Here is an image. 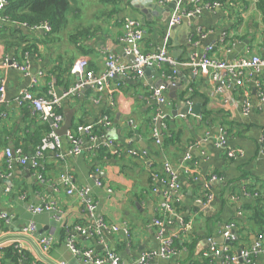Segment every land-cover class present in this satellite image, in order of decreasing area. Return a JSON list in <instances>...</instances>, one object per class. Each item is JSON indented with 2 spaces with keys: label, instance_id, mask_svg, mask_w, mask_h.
I'll list each match as a JSON object with an SVG mask.
<instances>
[{
  "label": "crops",
  "instance_id": "1",
  "mask_svg": "<svg viewBox=\"0 0 264 264\" xmlns=\"http://www.w3.org/2000/svg\"><path fill=\"white\" fill-rule=\"evenodd\" d=\"M71 5L67 25L58 34L23 30L26 41L35 46L31 52L22 54L21 49L15 54L0 44V61L8 55L30 64L26 74L3 70L7 94L2 107L6 117L0 116V216L7 215L9 220L0 218V264H17L18 241L37 242L41 237L53 239L51 250L44 256L54 264H87L68 247L69 232L78 225L93 227L100 219L118 230H104L100 236L78 235L77 245L92 247L100 255L115 252L122 264H132L149 251L155 252L151 264H222L219 256L205 254L211 246L209 240L222 247V232L229 223L237 227L238 248L256 251L253 264H264V102L259 97L264 91V68L258 72L243 69L238 78L225 69L191 65L181 66L172 78L164 72L167 66L148 68L143 77L117 79L120 85L116 88L113 84L112 94L100 100L92 90L78 91L65 99L61 113L65 118L72 112L71 130L80 125L97 128L108 115L111 125L97 148L86 134L79 133L83 153L72 155L68 140L62 138V149L47 152L38 170L29 164L9 162L5 155L6 150L18 148L27 156L34 154L51 130L52 124L44 122L30 107L17 108L19 92L31 88L38 79L37 92L62 96L76 84L72 68L79 60L96 74L104 71L107 54L129 63L122 42L127 18L143 25L144 53L166 47L178 62L190 63L213 45L212 59L234 66L240 59L253 56L264 61V2L224 0L220 6L205 9L175 27L170 25L171 18L177 10L188 8V0L166 5L155 0H71ZM239 78L250 92L248 116L238 101L235 106H225L221 96L212 97L224 83L226 93L239 99ZM163 85L167 86L164 113L175 137L165 145L163 134L158 145L153 140L158 114L153 91ZM195 105H200L201 115H182L187 107ZM152 121L154 128L150 127ZM222 131L227 134V150L216 146ZM101 148L107 155L99 153ZM228 150L235 153L233 158ZM185 154H190L196 164L190 166V172L183 165ZM166 163L180 183L174 216L162 207L163 186L159 180L167 177ZM63 174L74 187L90 190L97 205L94 216L86 213L81 198L68 193L69 187L61 182ZM213 175L221 180L208 184ZM207 184L213 196L210 202ZM156 187L158 192H154ZM251 192H258L260 201ZM46 204L52 206L48 211L31 210ZM157 217L165 219V234L173 239L174 253L167 257L159 255L162 242L153 225ZM30 224L35 225L36 234L23 238L22 230ZM26 256L27 264H49L28 246Z\"/></svg>",
  "mask_w": 264,
  "mask_h": 264
},
{
  "label": "built area",
  "instance_id": "2",
  "mask_svg": "<svg viewBox=\"0 0 264 264\" xmlns=\"http://www.w3.org/2000/svg\"><path fill=\"white\" fill-rule=\"evenodd\" d=\"M175 0H155L159 5H166ZM189 6L184 10H177L173 17L171 18L170 25L171 27H175L180 25L184 19H189L196 14H200L205 9H211L214 7L220 6V2H206L205 0H188ZM7 5L6 0H0V28L1 25L4 24L5 19L3 18V10ZM190 8V9H189ZM21 27L27 28L26 24L17 25ZM33 31L42 30L43 32H50L51 27L47 23L39 24L38 26H34L31 28ZM144 29L143 25L140 21L127 18L123 24V36L122 42L126 46V51L128 55H133L135 57V64L131 63H123L119 57L110 53L106 55L105 58V69L102 73L96 74L95 72L89 70L87 68V63L84 60H79L72 68V73L76 76L77 81L75 86L64 93L62 96H56L54 94L49 93L48 95L41 94L35 90V87L38 85V79L33 81V85L29 89L22 90L19 92L15 99V104L17 108L22 107H30L36 113L40 114L41 119L44 122L52 121L51 130L48 132L41 140V143L37 147L34 154L27 156L21 148H18L14 151L6 150L5 155L9 162H16L19 165H27L29 164L35 170H38L41 165V160L49 151L58 152L62 149L63 139L61 136L57 134V130L60 129L64 122V116L61 113L63 103L66 98L71 96L72 94L84 90L89 89L96 92L99 96V100L104 95H111L113 91H111V87L115 84L117 88L120 84L117 82L119 78H125L129 76H144V72L148 68L152 69H163L164 67H169L172 71V77H175L177 74V70L183 65H191L194 67H203L209 68L215 71L218 70H227L229 75H233L235 77H240L241 70L249 68L258 72L260 69L264 68V61L258 57L253 56L250 59H240L238 63L234 66H227L224 62L212 59L210 53L214 50V46L210 45L205 48L201 58L199 60L193 59L190 63H180L176 59H174L168 49L162 48L152 52L144 53L141 50V43L144 39ZM30 64L28 60L25 62H20L17 59H14L11 56H5L2 61H0V116L5 118L6 114L2 111V107L6 100L7 94V85L5 78L3 76V70H15L20 73L26 74L29 71ZM42 73L39 74V77H42ZM170 77V78H172ZM244 82L239 78L237 79V88L240 92L239 99L234 100L230 97L229 94L226 93V85L223 83L222 86L215 89L212 93V97H222L223 104L225 106H235L236 102L240 103L242 106V112L245 116H248L251 112V101H250V92L244 88ZM166 85H163L153 91V97L157 102V118L161 119L160 128H156L153 133V137L155 139L156 144L160 145L161 140L163 138L162 129L165 128V122L167 121V116L164 113V108L167 104V98L164 94L166 89ZM260 100L264 102V91L260 92ZM191 107V106H190ZM111 125V118L108 115L103 116V118L99 121L98 126L102 127V134L96 135L94 134V127L87 125L77 126L76 129L70 130L66 135V139L68 140L71 146V154L72 155H80L83 153L82 148V140L78 137L79 133L86 134L88 141L92 143L94 148H97L100 145V141L104 137V131ZM216 146L218 148H224L227 150L228 142H227V134L222 131L220 135L217 137ZM262 152L264 155V144L262 148ZM228 156L233 158L235 153L232 150L227 151ZM187 164V165H185ZM189 164V165H188ZM183 165L185 170L188 172L191 171L190 166H196L193 164V158L190 154H185L183 158ZM164 173L167 175L166 178L160 179L159 182L163 186L162 195L164 197V202L162 203V207L169 214V216H174L176 210V203L178 199L176 194L179 192L180 183L179 177L174 172L172 166L169 163L164 165ZM40 176V173L38 174ZM41 177V176H40ZM156 178H159L157 175ZM221 180L216 175L211 176L208 179V184ZM70 178L67 175L61 176V182L68 186V193L75 194L79 198L85 207V211L88 215L94 216L95 210L97 208L96 202L92 195L90 194V190L87 188H77L69 183ZM205 187L207 193V200L210 202L213 199V196L209 193V187ZM98 186H102L100 181H97ZM159 187L154 189V192H158ZM110 191V190H109ZM254 197H257V193H254ZM235 199V198H233ZM52 208L50 204H46L44 206L32 207L31 210L34 213H41L43 211H48ZM1 219L5 222H8L7 215H1ZM153 225L157 229L158 238L161 240V248L159 250V255L167 257L171 255L173 252V239L169 238L165 234L166 223L165 219L155 218L153 220ZM104 230H113L117 231L118 228L115 226H111L106 223L103 219H100L95 222L93 227H86L83 225H78L74 228L73 231L69 232L70 237L67 240V245L81 262L87 264H122L119 256L115 252H108L105 255L98 254L94 248H82L77 245V237L76 236H89V235H97L100 236L104 232ZM237 227L234 223L226 224L222 236L224 239V244L222 247H218L212 240H209L211 246L209 250L206 252L205 256H219L221 258L222 264H253L254 257L256 255V251L245 248H238L236 252L233 251V244L239 241V236L236 233ZM22 234L24 238H31L32 235L36 234V227L34 224H30L22 230ZM27 240V239H26ZM25 239L17 244V253H18V262L17 264H27L26 262V246H28L29 250L35 252V248L32 244V241H26ZM34 243L39 247L41 253L44 255L48 253L53 246V239L51 237H41L37 242ZM155 255V252H145L143 253L137 260H135L132 264H151L152 258Z\"/></svg>",
  "mask_w": 264,
  "mask_h": 264
},
{
  "label": "trees",
  "instance_id": "3",
  "mask_svg": "<svg viewBox=\"0 0 264 264\" xmlns=\"http://www.w3.org/2000/svg\"><path fill=\"white\" fill-rule=\"evenodd\" d=\"M100 1L108 2L109 0ZM213 1L223 3L224 0H205V3ZM260 1L262 3L264 2V0ZM6 2L7 5L5 6L2 14L3 18L5 19V22L3 25H1L0 28V44H3L8 51H12L15 54H18V51L21 49L22 54H25L26 52H31V50L35 47L31 42L26 41L27 36L24 34L21 26L17 25L26 24L27 29H31L34 26H38L39 24L47 23L51 27V31L47 34H58L66 27L68 22V15L71 11L72 6L71 0H6ZM164 72L168 77L173 76L172 71L169 68H165ZM150 127L154 128L153 121L150 122ZM102 131V127L98 126L97 128H94V134L96 135L100 136L102 134ZM162 132L165 135L162 143L165 145L168 144L172 140V138L175 137L173 135V132L170 131L169 124L167 121L165 122V128L162 129ZM168 134L170 136H168ZM153 140L155 141V139ZM103 149L104 148H101V152L99 153L102 154L104 152L106 154V151ZM251 193L253 196L254 192ZM256 193V201L258 202L260 201V194L258 192ZM239 241L237 243H234L232 246L234 252H236V249H238L240 243ZM18 259V253H15L16 262H18Z\"/></svg>",
  "mask_w": 264,
  "mask_h": 264
},
{
  "label": "water",
  "instance_id": "4",
  "mask_svg": "<svg viewBox=\"0 0 264 264\" xmlns=\"http://www.w3.org/2000/svg\"><path fill=\"white\" fill-rule=\"evenodd\" d=\"M175 5V4H174ZM173 6V5H172ZM22 30H26L25 27H21ZM129 58V63L131 64H135V57L133 55H129L128 56ZM150 70V69H148ZM147 71V69L145 70ZM201 107L200 105H195L194 107H187L186 110L182 113L183 116L185 115H193V116H199L201 115ZM50 124H52L53 122L52 121H49ZM156 126L157 128H160L161 126V119H158L156 121ZM73 127V114L72 112H68L65 114V118H64V122L62 124V126L60 127V129H58L56 132L59 136H61L62 138H65L66 135L68 134V132L72 129ZM237 233V232H236ZM24 238V237H23ZM30 241V240H29ZM36 252L39 254V256L45 260L46 262H48L49 264H54L53 262H51L50 260H48L40 251L39 247L34 243L32 242Z\"/></svg>",
  "mask_w": 264,
  "mask_h": 264
}]
</instances>
